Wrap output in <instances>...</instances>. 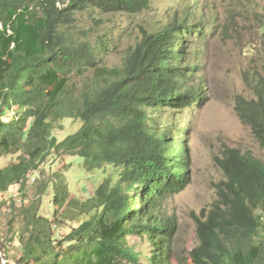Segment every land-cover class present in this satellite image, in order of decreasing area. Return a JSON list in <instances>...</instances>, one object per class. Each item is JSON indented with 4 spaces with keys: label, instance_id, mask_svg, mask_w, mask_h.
<instances>
[{
    "label": "trees",
    "instance_id": "16d2710c",
    "mask_svg": "<svg viewBox=\"0 0 264 264\" xmlns=\"http://www.w3.org/2000/svg\"><path fill=\"white\" fill-rule=\"evenodd\" d=\"M152 2L0 0V161L16 157L0 168V192L19 186L25 195L31 178L37 185L32 202L11 207L9 228L17 217L22 222L18 264H264V160L229 146L215 159L224 177L217 200L192 215L195 246L175 249L178 222L168 205L191 183L193 157L188 127L165 117L163 132L159 120L164 110L181 114L206 99L186 84L197 67L184 60L206 24L174 19L144 31L119 67L103 63L95 37L78 25L79 14L133 16ZM249 82L254 98L237 97L236 110L264 147V74L252 73ZM7 112L12 120H4ZM67 118L81 125L59 140L54 122ZM55 155L80 157L97 174L84 200L54 174L58 212L65 220L84 216L61 239L40 214L49 188L42 168ZM143 243L149 256L138 251Z\"/></svg>",
    "mask_w": 264,
    "mask_h": 264
},
{
    "label": "rangeland",
    "instance_id": "374dc122",
    "mask_svg": "<svg viewBox=\"0 0 264 264\" xmlns=\"http://www.w3.org/2000/svg\"><path fill=\"white\" fill-rule=\"evenodd\" d=\"M194 3H197L196 6ZM78 19L80 28L95 37V46L101 50L99 57L108 67L121 66L127 53L142 40L144 31L157 32L174 19L188 21L189 24L197 21L206 24L205 36L191 39L184 58L197 67L186 84L202 89L206 99L181 114L174 115L172 111L164 110L165 116L159 120V128L163 132L168 127L164 126L165 117H169L170 121L179 120V123L181 120L179 126L188 127L186 137L193 157L191 183L168 205L169 214L175 216L178 222L175 249L178 253L188 251L196 243V224L192 215H200L202 210L212 206L218 198L217 187L224 179L215 162L216 157L229 146L251 152L264 160V147L256 141L250 128L242 123L236 110L237 97L254 98L249 86L252 73L264 74V0H153L152 7L137 15H104L91 11L79 14ZM103 45L106 50L102 49ZM76 80L82 82L79 78ZM12 119L13 114L7 112L4 120ZM80 125V121L68 118L55 121L53 134L64 140ZM15 160L16 157L2 159L0 168ZM42 171L49 188L42 197L40 214L54 223V235L56 233L61 239L72 228L78 227L84 216L77 220H65L61 215L63 210L58 212V206L54 204V174L63 175L72 196L82 200L94 193L97 181L93 177L97 174L86 172L82 159L69 155L53 156ZM34 181L31 178L28 182L25 195L21 194L19 186L7 193L0 192V242L6 246L4 249L0 244V252L10 264H18L23 250L19 239L22 227L20 217L9 228L13 218L11 207L14 201L19 206L32 202L37 196ZM67 216L74 214L70 212ZM147 245L143 243L138 251L149 256L151 251Z\"/></svg>",
    "mask_w": 264,
    "mask_h": 264
},
{
    "label": "built area",
    "instance_id": "2783aa9c",
    "mask_svg": "<svg viewBox=\"0 0 264 264\" xmlns=\"http://www.w3.org/2000/svg\"><path fill=\"white\" fill-rule=\"evenodd\" d=\"M0 257H1V262L2 264H8V261L5 259V257L1 254L0 252Z\"/></svg>",
    "mask_w": 264,
    "mask_h": 264
}]
</instances>
